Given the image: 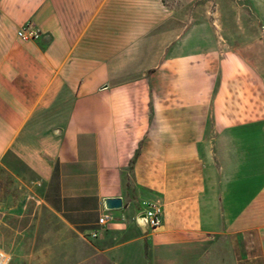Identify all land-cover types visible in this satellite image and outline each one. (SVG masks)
<instances>
[{"label":"crops","instance_id":"crops-1","mask_svg":"<svg viewBox=\"0 0 264 264\" xmlns=\"http://www.w3.org/2000/svg\"><path fill=\"white\" fill-rule=\"evenodd\" d=\"M248 3L231 13L230 39L212 27L209 74L187 43L199 28L163 27L162 0H0V247L103 264H264V0ZM239 17L260 19L258 31ZM25 26L39 36L20 37ZM5 178L38 196L35 219L3 202ZM149 203L162 220L144 232Z\"/></svg>","mask_w":264,"mask_h":264},{"label":"rangeland","instance_id":"rangeland-1","mask_svg":"<svg viewBox=\"0 0 264 264\" xmlns=\"http://www.w3.org/2000/svg\"><path fill=\"white\" fill-rule=\"evenodd\" d=\"M162 2L164 3L167 10L172 12L169 19L162 25L163 27H183L186 24H192L199 28L194 34L191 35L187 43L189 45H200L202 55H206L208 59L209 74H213L215 70L216 46L213 37L217 36V40H219L221 36L220 33H212V27H216L218 30L220 29L223 38L230 39L231 27L237 25V23L231 18V13L235 11H250L248 0H162ZM238 20L240 24H243L244 21L246 24L249 23V25H253V28L256 32L258 31V26L261 25L260 19L256 18L247 19L239 17ZM217 25L220 26V28H218ZM176 36L177 34L172 35L171 38ZM223 43L224 49L229 48L225 46L226 42L223 41ZM228 45H231L230 40L228 41ZM183 53L186 54V41L185 46L183 47ZM7 183L10 184V188H7ZM4 186L5 191L3 194V202H6L7 198L12 200L17 199L16 201L19 203L17 210L19 212H26L27 214L33 213V217L35 219L37 217L40 205L38 196L35 193L28 192L25 188L21 187L13 190V187L15 186L13 179L10 180L5 178ZM8 189L14 193L10 192L7 194ZM49 223L52 230H56L59 227V224L56 222L53 216L50 217ZM4 239L6 240L7 244L10 242L12 243V235L8 234L7 236H4ZM1 244L5 246L4 242ZM38 245L39 243H36V246ZM51 245H55V243L52 242ZM14 249L15 248L13 246V249L10 250L11 259L9 264H103V258L101 254H96L90 258L87 256L79 258L73 256H69L67 258L54 256L46 260L40 257H18Z\"/></svg>","mask_w":264,"mask_h":264},{"label":"built area","instance_id":"built-area-1","mask_svg":"<svg viewBox=\"0 0 264 264\" xmlns=\"http://www.w3.org/2000/svg\"><path fill=\"white\" fill-rule=\"evenodd\" d=\"M18 35L24 39H33L39 36L38 30L32 26L22 27L18 31ZM147 223L149 228H156L160 225L162 220V208L156 203H149L147 209L145 210ZM100 224L106 222V217L101 216L98 219ZM93 236L97 235V232L92 233ZM10 254L0 247V264H9Z\"/></svg>","mask_w":264,"mask_h":264},{"label":"water","instance_id":"water-1","mask_svg":"<svg viewBox=\"0 0 264 264\" xmlns=\"http://www.w3.org/2000/svg\"><path fill=\"white\" fill-rule=\"evenodd\" d=\"M122 205V201L120 198H109L105 200V207L106 208H118ZM138 224L143 228L144 232H147L149 229L146 213H140V215L137 217Z\"/></svg>","mask_w":264,"mask_h":264}]
</instances>
